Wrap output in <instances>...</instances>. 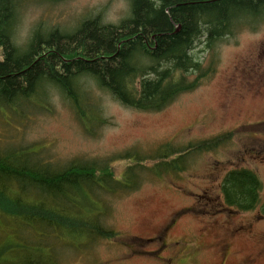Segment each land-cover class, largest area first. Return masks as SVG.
<instances>
[{"label": "rangeland", "instance_id": "374dc122", "mask_svg": "<svg viewBox=\"0 0 264 264\" xmlns=\"http://www.w3.org/2000/svg\"><path fill=\"white\" fill-rule=\"evenodd\" d=\"M129 8L126 0H32L15 41L26 43L37 28L72 31L97 15L116 24ZM192 55L205 66L214 62L216 73L161 112L128 108L99 92L110 125L94 138L56 90L52 114L40 112L32 101L16 110L0 108V152L32 145L44 162L59 168L73 159L106 161L130 149L150 157L166 142L185 147L236 133L212 153L191 155L184 172L158 177L142 169L141 186L131 194L95 189L78 198L104 215L101 225L118 234L116 239L77 238L65 230L34 235L0 214V264H23L22 253L41 264H264L261 206L248 213L216 212L223 206L216 197H221V181L234 168L259 176L264 203V134L254 131L264 123V22L254 32L221 40L214 50L197 44ZM146 165L151 168L155 161ZM112 167L122 176L124 164Z\"/></svg>", "mask_w": 264, "mask_h": 264}, {"label": "trees", "instance_id": "16d2710c", "mask_svg": "<svg viewBox=\"0 0 264 264\" xmlns=\"http://www.w3.org/2000/svg\"><path fill=\"white\" fill-rule=\"evenodd\" d=\"M31 1L0 0V108L16 110L32 101L40 112L52 114L56 90L92 138L110 125L99 92L128 108L161 112L216 73L214 62L205 66L192 55L197 44L214 50L221 40L254 32L264 22V0H127L129 14L117 24L106 25L97 15L69 33L37 28L18 44L15 34ZM203 34L205 40L196 41ZM254 131L264 134V123ZM235 135L224 132L185 147L166 142L150 157L130 149L102 162L73 159L62 168L44 162L32 145L4 150L0 214L34 235L65 230L77 238L116 239L118 234L101 225L104 215L78 198L95 189L131 194L141 186L142 169L158 177L184 172L191 155L212 153ZM149 159L155 161L151 168ZM113 163L125 165L122 176H116ZM42 192L45 198L34 197ZM261 192L262 181L253 170L231 169L221 181V197H216L223 206L216 212L248 213L261 206L264 217ZM22 258L23 264H41L27 253Z\"/></svg>", "mask_w": 264, "mask_h": 264}, {"label": "bare ground", "instance_id": "6f19581e", "mask_svg": "<svg viewBox=\"0 0 264 264\" xmlns=\"http://www.w3.org/2000/svg\"><path fill=\"white\" fill-rule=\"evenodd\" d=\"M127 1V0H126ZM153 2H157V0H153ZM129 3V2H128ZM92 18H95V16L94 17H91V18H89V19H92ZM106 25H109V24H111V23H105ZM117 24V23H116ZM80 25V24H79ZM78 25V26H79ZM78 28V27H77ZM77 28H75L74 29V31L75 30H77ZM55 29H57V30H60V31H62V32H68L69 33V31H66V30H61V29H59V28H53V30H55ZM50 30H52V29H50ZM50 30H43V32H48V31H50ZM73 31V30H72ZM53 32H55V31H53ZM53 32H51V33H53ZM206 34H203L201 37H199L198 39H196V41H198V42H200V41H204L205 40V38H206V36H205ZM0 57H1V55H0ZM53 190V189H52ZM35 198H39V199H43V198H45L46 197V194L44 193V192H42V193H38V194H36L35 196H34ZM66 230L68 231V232H71L72 230H73V227H72V225H68L67 226V228H66Z\"/></svg>", "mask_w": 264, "mask_h": 264}]
</instances>
